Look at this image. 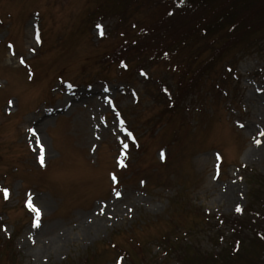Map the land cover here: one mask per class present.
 Wrapping results in <instances>:
<instances>
[{
	"label": "rangeland",
	"instance_id": "1",
	"mask_svg": "<svg viewBox=\"0 0 264 264\" xmlns=\"http://www.w3.org/2000/svg\"><path fill=\"white\" fill-rule=\"evenodd\" d=\"M112 2L0 0V264H186L168 239L193 234L209 258L222 246L214 233L230 236L252 207L250 181L264 176V42L180 91L179 71L198 69L188 53L142 67L132 54L128 69L113 60L125 28L161 21L173 2L129 3L123 19L105 11ZM252 212L229 237L244 233L247 251L236 241L224 264L264 259L249 242L263 224Z\"/></svg>",
	"mask_w": 264,
	"mask_h": 264
},
{
	"label": "trees",
	"instance_id": "2",
	"mask_svg": "<svg viewBox=\"0 0 264 264\" xmlns=\"http://www.w3.org/2000/svg\"><path fill=\"white\" fill-rule=\"evenodd\" d=\"M139 1L113 0L112 4L105 8V11L123 19L121 16L127 13L125 5L128 6L129 3ZM169 1L173 2L172 8L168 11L169 15L161 21L149 25V27H140L135 23L128 26L129 29L123 30V42L120 46L122 49L119 50L118 56L113 54L114 61L118 59L119 63L126 65L128 69V56L132 54H137L136 61L134 59L132 61L139 63V66L142 67V65H146V62L151 63L153 60L171 63L170 60L176 58L177 55L182 57L180 53H188V63L198 65L200 71L197 69L194 73L190 72L187 75L186 71L178 70L181 73L180 79H182V82L178 79V84L181 85L180 91H187V89L193 88L196 80L198 82L210 74L216 64L227 55L232 54L235 57L238 51L245 49L252 41L264 42V0H184L183 4L180 3V0ZM103 14L105 13L103 12ZM206 51H209V55L202 59V55ZM169 67L172 68L173 65H169ZM173 69L175 68L173 67ZM193 75L200 76L198 79L192 80ZM168 95L170 94L168 93ZM173 97L168 98L171 106L176 103ZM250 186V206L252 207L243 212L244 214L237 224L233 219L232 226L229 228L232 234L228 236L225 233L221 235L214 233L215 236H212L217 240V246L221 239L222 246L219 252L210 253L209 258L204 255L205 252L201 245L194 242L193 234L190 235L196 230L193 226L187 227L190 235L187 241L182 238L168 239V246L175 252L178 250L183 255V261L186 264H207L208 261L213 264H224L226 262L224 254L230 252L231 248L233 250L238 243V250L241 246V251L242 249L244 252L247 251L246 247H243L246 244L242 240L244 233L236 240H239L238 243L229 237L238 235L240 231L243 232L247 224H243L242 221L246 222L245 218H248L253 213L252 211H257L254 212L255 220L251 219V221H253L254 227L256 222L261 221L263 224L261 227H250L255 238L249 242L254 243L253 248L264 250V176L259 180L252 178ZM255 206L258 207L257 210L253 209ZM205 223L203 219L201 224H196L202 226ZM194 236L196 238L198 233H194ZM11 237L14 238L13 235ZM223 240H225V245L222 244ZM9 247H11L10 244L5 246V249ZM247 255L246 252L244 256ZM262 256L252 257L254 264H263ZM179 262L183 263L181 259Z\"/></svg>",
	"mask_w": 264,
	"mask_h": 264
},
{
	"label": "snow or ice",
	"instance_id": "3",
	"mask_svg": "<svg viewBox=\"0 0 264 264\" xmlns=\"http://www.w3.org/2000/svg\"><path fill=\"white\" fill-rule=\"evenodd\" d=\"M180 3L183 4V3H184V0H180ZM170 14H171V13H170ZM97 28L100 29V33H101V35H103V26L98 24V25H97ZM125 67H126V65H125ZM9 103H11V101H10ZM261 135H264V133H261ZM255 142H256L257 144L260 143L259 140L255 141ZM161 156H162V158H163V153H161ZM40 161H41V164H43V157H42V156H41V158H40ZM114 179H115V177H114ZM0 191H3L5 198H7V196H8V190H7V189H0ZM117 195H119V193H118ZM28 206H29L30 208H34V205H32L30 202H29ZM236 211H237V212H241V211H242V208H241L240 206H237ZM37 215L39 216V211H38V210H37Z\"/></svg>",
	"mask_w": 264,
	"mask_h": 264
},
{
	"label": "bare ground",
	"instance_id": "4",
	"mask_svg": "<svg viewBox=\"0 0 264 264\" xmlns=\"http://www.w3.org/2000/svg\"><path fill=\"white\" fill-rule=\"evenodd\" d=\"M99 219V218H98ZM103 220V219H102ZM102 222L100 220H97V218H93L92 219V222L90 223L91 225V228H94V227H99V224H101Z\"/></svg>",
	"mask_w": 264,
	"mask_h": 264
}]
</instances>
